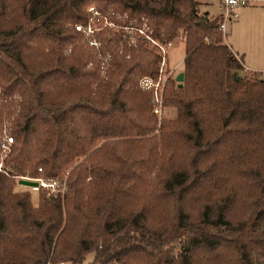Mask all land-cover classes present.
<instances>
[{"label": "trees", "instance_id": "1", "mask_svg": "<svg viewBox=\"0 0 264 264\" xmlns=\"http://www.w3.org/2000/svg\"><path fill=\"white\" fill-rule=\"evenodd\" d=\"M199 4L0 0V87L20 97L0 170V264H264V74L240 72L220 15ZM90 5L162 43L184 34L182 81L163 88L174 115L157 133L136 82L157 54L113 35L96 57L72 26ZM65 171L63 192L35 204L14 189L15 174Z\"/></svg>", "mask_w": 264, "mask_h": 264}, {"label": "rangeland", "instance_id": "2", "mask_svg": "<svg viewBox=\"0 0 264 264\" xmlns=\"http://www.w3.org/2000/svg\"><path fill=\"white\" fill-rule=\"evenodd\" d=\"M203 1L205 2L203 6L198 5L199 12H201L202 8L204 10H207L209 14H217L218 11L220 12V9L218 8L219 0H203ZM235 11H236L237 17L236 16L232 17L228 15L227 18L225 19V30L223 31V40L227 42V44L231 46V48L234 49L236 47L238 48L239 52H243L245 61L246 60L251 61L250 62L251 66H248V65L246 66H248L250 69L260 70L258 72H254V73L249 72L247 74H244L245 77L256 78L258 76H262L264 74V0H252L246 5L237 7ZM104 14L109 15V19L113 23V25L111 26L106 25L105 27L101 26L102 28L96 30L93 36H87L83 32L78 30L80 33L83 34L82 37H85L84 41L86 45H88L92 49V52L95 53L96 57L103 58V59H106L109 57L108 53H105L104 55H100V52L98 51V49L100 48L102 44L101 36H113V35L120 36L121 38L125 39L129 44H132V45L136 43L137 38H143L145 40L146 48L156 53L158 56L156 73L154 75L153 74H141L137 77V80H136L137 85L140 89H143L150 93L149 104H150L151 112L155 116L156 124H155L154 129L149 134L157 133L161 120L164 117H172L174 115V109L172 107H169L163 104V88H164L166 79L168 78H172L174 80V83L178 82L177 80L174 79V76L178 71L182 69L181 56L183 53L184 39H181L179 37V34H177V36L169 40L170 44L167 45V47H165L166 51L164 53L163 64L160 66L161 50L158 47V45L153 43L144 34V33H148L146 32L145 23H142L140 25L122 24L117 21V20L122 19V16H120L119 14H112V12H104ZM86 20L87 18L85 19V22ZM74 24L72 25L73 27H74ZM95 25H100V23H97ZM123 25H126V26H123ZM136 27H140L143 30V33L140 32L138 28ZM224 32H225V35H224ZM90 37L95 38V40L97 41V46H94L93 44L88 43V39ZM68 49L69 47H67V50ZM118 51L120 52V50ZM88 64H90V61L88 62ZM99 70H100V73L104 76L105 66L100 64ZM142 75H147L154 79L159 78V103L157 104V107L159 108L158 111H154V106H153V101H152V91L150 89L142 88L140 84L138 83V79ZM181 81L182 79L179 82ZM11 97L15 98L16 101L20 100L19 99L20 97L17 94L8 96L7 94L2 93V90L0 87V135L1 136H2L3 130H5L6 134L9 133L11 135V133L9 132L10 127H11V122L14 120L15 113L18 111V107L17 106L14 107V105L12 104ZM1 136H0V140H1ZM8 151L5 152L4 154L1 153L0 151V168L2 171H3L2 167L5 164L3 159L6 157V154L8 153ZM63 173H64L63 176L58 177V178H64V185H65L66 171ZM18 176H27V177H36V176H29L26 174H15L12 176L14 179V189L28 191V193L30 194V199L33 204L37 202L39 195H43L45 198L49 196L45 193L46 191L43 192L41 191L40 188L33 189L27 185L19 183L17 181ZM236 208L237 209H234V212H237L239 214L242 210L240 207H236ZM87 255H88L87 257H89V255L91 257L92 253H89ZM86 259H89V258H86ZM53 264H67V263L64 261H59L58 263H53Z\"/></svg>", "mask_w": 264, "mask_h": 264}, {"label": "built area", "instance_id": "3", "mask_svg": "<svg viewBox=\"0 0 264 264\" xmlns=\"http://www.w3.org/2000/svg\"><path fill=\"white\" fill-rule=\"evenodd\" d=\"M252 0H219V15L220 19L218 21L217 29L220 30L222 33L225 30V19L228 15L234 17L236 16L235 9L239 6L246 5ZM88 17L86 22L84 23H75L74 28L76 30H79L83 32L87 36H93L94 32L102 27H105L106 25H113V23L109 19L108 14L101 13L93 6H88ZM97 23H100V25H95ZM102 26V27H101ZM126 26V25H123ZM130 26V25H129ZM140 32L143 33V30L140 27H136ZM147 38H149L153 43L158 45V47L161 50V59H160V66L163 64L164 60V53L166 51L167 45L170 44V41H166L164 43H160L159 41L151 38L147 33H144ZM179 37L181 39H184L185 36L182 32L179 33ZM89 44H93L94 46H97V41L94 37H90L88 39ZM235 57L240 62L238 56L234 54ZM241 63V62H240ZM240 72L242 74H247L249 72H258L257 70L249 69L246 65L241 63ZM138 83L140 86L144 89H150L152 91V101L154 106V111H158L157 104L159 103V78L154 79L147 75H142L138 79ZM12 142V136L8 133L6 134L5 130L2 131V136L0 140V151L1 153H5L9 150V145ZM40 167H38L39 169ZM1 170V168H0ZM19 178H25V179H31L36 181L35 185H27L33 189L43 188L45 189V193L47 195H55L57 193H61L64 188V178H54V177H42V176H36V177H27V176H18Z\"/></svg>", "mask_w": 264, "mask_h": 264}, {"label": "crops", "instance_id": "4", "mask_svg": "<svg viewBox=\"0 0 264 264\" xmlns=\"http://www.w3.org/2000/svg\"><path fill=\"white\" fill-rule=\"evenodd\" d=\"M200 1V4L199 5H201V6H203V4H205V2L203 1V0H199ZM218 8H219V3H218ZM201 11H205V12H207V14L208 15H212V16H214V15H219V11H218V13L217 14H209V12L207 11V10H204L203 8H202V10ZM237 17V16H236ZM235 17V18H236ZM224 35H225V32H224ZM225 42V41H224ZM226 43V45L228 46V48L234 53V54H236L237 56H238V58H239V60H240V62L242 63V64H244V65H248V66H251V64H250V62L251 61H249V60H246L245 61V59H244V54H243V52H239L238 51V48H231V46H229L228 44H227V42H225ZM247 66V67H248ZM250 69V68H249ZM253 70H256V69H253ZM257 71H260V70H257Z\"/></svg>", "mask_w": 264, "mask_h": 264}, {"label": "water", "instance_id": "5", "mask_svg": "<svg viewBox=\"0 0 264 264\" xmlns=\"http://www.w3.org/2000/svg\"><path fill=\"white\" fill-rule=\"evenodd\" d=\"M174 79L179 82L182 79V72L178 71L175 74ZM17 181L21 184H24V185H35L36 184V181L31 180V179H25V178H19V179H17Z\"/></svg>", "mask_w": 264, "mask_h": 264}]
</instances>
